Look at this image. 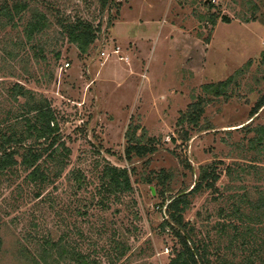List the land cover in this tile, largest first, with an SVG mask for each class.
<instances>
[{
	"label": "rangeland",
	"instance_id": "374dc122",
	"mask_svg": "<svg viewBox=\"0 0 264 264\" xmlns=\"http://www.w3.org/2000/svg\"><path fill=\"white\" fill-rule=\"evenodd\" d=\"M28 2L15 25L0 27V114L16 112L23 102L10 99L14 83L46 98L70 154L42 200L32 198L20 168L11 182L0 184V264H34L33 258L56 264L38 258L48 235H63L101 264H167L175 241L160 228L167 218L164 200L190 190L199 167L211 162H220V194L203 189L190 195L183 217L194 228L193 238L207 244L210 264L242 263L248 254L256 256V247L264 258V221L249 222L255 233L250 245L234 243L232 231L222 229L235 223L233 206L249 212L244 200L264 190V143L258 145L251 131L264 125V105L250 116L264 93V0ZM35 8L45 13L48 26L28 41L24 26ZM78 18L99 26L84 53L60 27ZM230 76L223 95L204 93L203 85ZM199 97L206 99L199 125L178 126L180 114ZM136 124L155 138L157 150L128 162L124 134ZM106 161L131 170L132 191L103 207L96 203L95 185ZM160 170L168 176L164 191L147 182ZM76 171L89 179L87 187H74ZM61 264L75 263L66 255Z\"/></svg>",
	"mask_w": 264,
	"mask_h": 264
},
{
	"label": "trees",
	"instance_id": "16d2710c",
	"mask_svg": "<svg viewBox=\"0 0 264 264\" xmlns=\"http://www.w3.org/2000/svg\"><path fill=\"white\" fill-rule=\"evenodd\" d=\"M29 7L28 0H0V27L15 25L17 17L29 10ZM208 19L211 24H215L217 16L211 14ZM221 19L223 22H229V18L226 16H222ZM47 26L48 20L45 13L38 8L31 10V17L24 26L26 40L29 41L42 33ZM60 27L67 40L73 43L81 53L86 52L94 43L99 31L98 25L95 26L80 18L61 22ZM242 70L239 68L233 75H238ZM233 77L230 76L217 83L205 84L202 89L205 94L219 97L224 94ZM9 92L11 100L19 103V98H21L23 102L21 105L18 104L16 112L8 109L0 114V184L3 180L11 182V177L20 168V176L22 175L23 182L29 187L32 198L42 200L43 191L59 179L65 170L70 150L62 140L56 113L46 98L37 97L34 92L19 83H14ZM205 102L204 97H199L188 104L186 111L180 114L177 125L197 127L204 111ZM263 105L264 93L251 108L250 116L256 114ZM139 129L140 132L137 133ZM251 131L255 134L254 141L263 146L264 125L256 126ZM183 138L187 139V132H184ZM124 139L123 154L128 162L134 157L143 158L157 150L155 138L148 137L145 129L137 124L128 125ZM218 163L220 162H211L200 166L197 179L190 190H182L174 196L165 198L167 218L163 220L160 228L162 231H168L175 241L167 264H210L207 244L199 243L193 238L194 228L184 220L183 215L189 206L190 195L203 189L211 190L213 193L220 192L219 186L216 185L222 172L217 170ZM130 171L107 161L100 163L96 174L95 189L98 197L96 203L105 207L111 197L131 192ZM223 171L229 174L230 169L227 166ZM71 179L77 190L87 187L90 183L81 171L73 172ZM167 180V173L160 170L147 182L151 184L154 181L155 185L160 186L164 191ZM258 194L255 200L248 198L244 200L246 206L250 208L249 212L241 210L240 205L232 207L231 217L236 219L235 223L230 220L222 229L228 228L232 231L230 237L231 241H235L234 243L240 241L242 245L244 243L250 245L255 233L249 222L255 224L264 221V190H259ZM241 198H246V193L242 194ZM56 211L59 215V211ZM64 240L63 235L59 236L57 240H53L49 235L43 238L38 258L46 263L50 260L61 264L63 258L68 255L75 264H101L96 258L83 254L74 245L68 244ZM259 248L261 247L254 248V255L260 260L258 264H264V258L261 257ZM124 251L125 248L121 250L120 254H123ZM255 257L248 254L239 264H256ZM33 263L40 264V261L33 258ZM221 264L226 263L221 262Z\"/></svg>",
	"mask_w": 264,
	"mask_h": 264
},
{
	"label": "water",
	"instance_id": "95a60500",
	"mask_svg": "<svg viewBox=\"0 0 264 264\" xmlns=\"http://www.w3.org/2000/svg\"><path fill=\"white\" fill-rule=\"evenodd\" d=\"M151 189H152V193H154V192H153V188H152V187H151Z\"/></svg>",
	"mask_w": 264,
	"mask_h": 264
},
{
	"label": "built area",
	"instance_id": "2783aa9c",
	"mask_svg": "<svg viewBox=\"0 0 264 264\" xmlns=\"http://www.w3.org/2000/svg\"><path fill=\"white\" fill-rule=\"evenodd\" d=\"M65 65H67V64H65Z\"/></svg>",
	"mask_w": 264,
	"mask_h": 264
}]
</instances>
